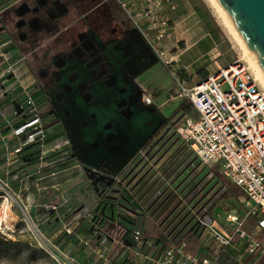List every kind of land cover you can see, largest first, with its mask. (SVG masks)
Returning <instances> with one entry per match:
<instances>
[{
    "label": "flooded vegetation",
    "instance_id": "af4514ba",
    "mask_svg": "<svg viewBox=\"0 0 264 264\" xmlns=\"http://www.w3.org/2000/svg\"><path fill=\"white\" fill-rule=\"evenodd\" d=\"M130 20L117 0H0V38L10 39L23 60L41 117L67 137V163H77L85 178L87 169L107 177L87 178L104 196L145 181L157 209L170 196L150 192L158 173L125 166L144 127L151 131L159 122L156 108L143 104L139 83L158 58Z\"/></svg>",
    "mask_w": 264,
    "mask_h": 264
},
{
    "label": "built area",
    "instance_id": "2783aa9c",
    "mask_svg": "<svg viewBox=\"0 0 264 264\" xmlns=\"http://www.w3.org/2000/svg\"><path fill=\"white\" fill-rule=\"evenodd\" d=\"M117 2L150 43L158 61L171 69L173 58L168 56L162 42L169 29L167 21H157L160 22V29L157 36L150 40L134 20L128 7L129 3L126 0ZM165 4H169L171 9L177 7L174 0L154 1L155 8H162ZM144 15L155 20L158 17L150 7L144 10ZM170 73L175 76L178 86L182 89L177 94L178 97L192 102L197 114L196 118L183 119L173 128V132L190 148L200 163L206 168L218 167L221 174L239 188L243 193L245 212L239 216L228 213L224 227H220L207 215V208L196 215V223L204 232L201 240L206 242V249L200 246L204 255L186 250L185 242L179 246L157 245L155 240L145 239L139 229L129 234L128 240L133 245L128 247L127 241L120 239L118 242L109 237L107 232L110 224L116 226V223L110 220L103 229H96L100 231L101 236L105 234L114 244L123 246L126 250L122 255L132 258L134 264H219L226 250L235 244L237 238L239 241L248 242L244 253L240 255L241 258L246 256L244 261L258 252L261 256L264 255V248L257 237L258 234L264 233V92L255 80L253 72L248 70L241 60L220 68L218 73L190 89L184 86L176 72L170 70ZM12 94L15 95L11 103L13 108V102L16 101L23 113L17 116L14 108L13 114L6 117L0 108V140L6 141V138L2 137V130L6 129L16 142L12 151L14 155L7 159L8 167L10 162L25 159L26 154L32 150L38 152L41 163L58 154L66 155L68 140L58 139L48 143L51 130L46 127L47 122L41 117L31 77L23 60L16 55L11 40L0 38V104ZM142 101L146 105L154 104L146 89L143 91ZM21 120L23 123L19 124ZM41 163L34 167V174L26 173L23 178L26 180L40 176L44 168ZM11 178L20 180L19 175L11 174ZM0 183L4 184L5 194L9 195L12 191L9 185L1 179ZM5 194L0 196V199H3L0 209V233L8 238V233L15 232L14 226L8 224L15 221V214ZM5 206L8 207L7 212H4ZM251 218L255 219L256 226L253 232L249 233L245 226ZM64 235L71 238L75 236V231L66 227ZM34 241L41 248L51 249L54 255H62L67 261L63 264H83L78 262L74 252L42 237L40 233L34 234ZM85 245L91 247L90 242ZM258 261L259 258L249 264H259Z\"/></svg>",
    "mask_w": 264,
    "mask_h": 264
},
{
    "label": "rangeland",
    "instance_id": "374dc122",
    "mask_svg": "<svg viewBox=\"0 0 264 264\" xmlns=\"http://www.w3.org/2000/svg\"><path fill=\"white\" fill-rule=\"evenodd\" d=\"M126 1L129 3L128 7L131 10L133 9V3L134 2L138 3L139 0H126ZM175 2L178 4V6L175 9H173L171 13L177 12L180 15L183 13L188 15L195 12L194 11L195 7L209 11L213 16L216 25L219 26L220 28L219 49L221 56H223L227 61L226 64L231 65L234 64L235 61L241 60L248 68V70H251L253 72V70L249 67V64L245 63V60L243 61L242 59V57L244 56L241 47L235 40L232 39V37L229 35L225 27L221 24L219 18L217 17L215 11H213V8L210 6L208 0H175ZM133 16H134V20L143 29L144 33L148 36V38L150 40H153L154 38L149 33L148 28H146L144 25H141L142 24L141 17L136 16V14H134ZM193 16L196 17L197 15L195 14ZM196 18L200 20L198 16ZM130 23L135 26L132 19L130 20ZM139 32L141 33V31ZM139 83L143 88L147 89L148 94L152 98V101L154 103L153 106L156 108V111L158 112L159 121L163 116L170 117L174 115L180 102L183 99L177 97L178 96L177 94L181 92L182 89L181 87L178 86L175 76H173L172 73H170L167 66H165L161 61H158L157 64H155L154 66L146 70V72H144V75H142V77L139 78ZM260 88L264 92V89L262 88L261 85ZM0 108L4 116L6 117H9V115L13 114L14 112V108L11 103L3 104V106H1ZM179 115L180 114H177L176 117H178ZM158 123H155V125H157ZM46 127L51 130V133H55L56 129L55 130L53 129V126L50 124V122H47ZM146 129L147 128H145L142 134H145ZM148 130H150L149 127ZM56 134L58 133H55V135ZM154 152L155 150L152 151L150 155H148V151L140 152L138 150L133 155L132 158L130 157L131 160L127 161L125 166L127 165L128 169H132V167L135 166V164H138L140 162L141 165L139 166V169H141L144 165L147 164V162H149L150 157L154 154ZM67 158L68 156L66 155L58 154L57 156L55 155L49 158L51 159V160L48 159L49 161L47 160L42 163L40 162L41 165L44 167L43 168L44 171L37 178H40L41 176L42 177L48 176L50 175L49 173L51 171L56 169L62 172L57 174L55 177L43 178L41 182L38 183H36V180L34 179L30 181L29 179L25 180L23 177H21V179L17 181L19 184L9 185V187L12 188V191L10 192L9 195L5 194L4 191L5 186L4 184L0 183V196H3L5 194L8 197L9 204L10 206L12 205L13 212L15 214V221L8 222V224L14 226L15 232L8 233L9 236L8 238H6L5 236H3V234L0 233V264L67 263L66 259L62 255L60 254L54 255V252L51 249L45 247L41 248L34 241V234H39L38 231L39 229L40 230L43 229V231H46V229L44 230V228L47 225L46 220L48 219V216L45 215L44 213L45 211L44 207L39 206L37 189H41L44 191L47 189V187H50L52 184L54 183L55 185L57 184V188H58V190H56L57 195L56 196L54 195V197L51 195V197H53L54 199L52 200V205H50V210L58 207L57 211L60 213V216L64 218L62 221V225L71 220L72 227L73 225L83 224L84 227L87 228V230L91 226L92 231L97 227H99L97 226V218L93 217L94 214L91 211H89V209L91 208V204L94 201L93 194L87 192V195L85 194L84 197L81 196V194H78V192L76 193L78 189L85 187L86 185H88L89 188L87 189L85 188L84 192H86L89 189L93 190V188L91 187L89 181H87V178H85L82 169L79 166H77V163L75 162L67 163L68 161ZM153 163L154 162L150 163L147 166V168H145V172L151 171V173H153L155 171L154 169L149 170L150 169L149 167H153L154 165ZM25 170L29 173H35L33 166H28L27 169ZM138 182L139 181L136 180L134 181L133 184H137ZM142 183H140V185L136 187V190H138L139 188H141V186H143ZM178 183L176 184L178 185ZM37 184L38 186H36ZM168 184L169 183H167L165 186H167ZM105 193H107L106 195L111 194L113 197H116L115 196L116 194L112 193L111 191ZM63 197L64 199H66L67 197L71 199H69L68 202L64 203L65 201L62 200ZM242 201L244 202L243 198ZM2 204H3V199H0V209ZM19 206H21V208ZM14 208H17L19 210L20 215L16 214ZM244 212L245 209H243V207H241L240 205L232 201H224L216 207V210L214 211V215L216 216V223L220 227H224L226 224L224 223V220L228 213H235L239 216L240 214L241 215L244 214ZM128 216L131 217L130 214ZM37 224H42L38 227L39 229L36 226ZM62 225H61V233H63ZM136 225L141 229H143L145 233L150 234L152 236L158 235L159 239L162 240L164 239L163 235L160 233L161 231L159 230L158 226L156 225L154 220L151 219L149 216L148 217L139 216ZM250 226L251 223L249 222L248 228ZM107 233L109 237H111L112 239L118 242L121 239L120 238L121 230L119 226L116 228H112L111 230H109L108 228ZM15 244H17L18 246ZM117 244L118 243H115V245ZM247 244H248L247 241H239V238H237L235 240V244L233 245V248L232 249L228 248L229 250L227 249L225 257L221 259V263L245 264L244 259L246 256L241 258L240 255L244 253ZM78 262H80V260Z\"/></svg>",
    "mask_w": 264,
    "mask_h": 264
},
{
    "label": "trees",
    "instance_id": "16d2710c",
    "mask_svg": "<svg viewBox=\"0 0 264 264\" xmlns=\"http://www.w3.org/2000/svg\"><path fill=\"white\" fill-rule=\"evenodd\" d=\"M197 16L200 18L203 26L212 36L213 40L217 43L220 42L219 26L216 25L215 20L211 13L201 8L195 7ZM158 61L153 59L148 62L144 70L141 71L142 75L146 70L157 64ZM208 78V77H207ZM206 78V79H207ZM205 81V80H204ZM12 96L6 100L5 104L12 103ZM3 106V105H2ZM177 114H180L178 117ZM197 114L193 107L192 102L183 100L180 102L174 115L170 117L163 116L154 130H148V125L144 127L143 131L146 129L143 138L139 141L137 147L138 150L148 151V155L155 150L154 154L150 157L149 162L138 170V173L145 171L147 166L154 162L153 167H149V170H155L158 173V180L154 184H149V190L152 194L160 191H164L165 194H170L166 198V202L156 208V203H153L151 199L148 198L147 191L144 192L146 186H141L138 190L136 187L140 185L133 184L134 181L125 185L122 190H120V201L125 202L127 209L112 217L111 202L103 194L96 195L98 198V205L91 211L97 218V226L103 229L107 221H113L115 224L111 223L109 230L119 226L121 230L120 238L123 241L128 240V236L133 230L137 229L136 220L139 216L150 217L154 219L155 223L159 225L164 239H157V245L166 244L167 246H179L180 243H186V250L195 254L200 252V241L203 236V231L198 227L196 223V215L201 213L204 209L208 210V216L216 221V216L214 211L216 207L224 201H232L245 209L242 203L243 193L234 186L224 175L221 174L218 167L206 168L194 153L188 148L185 143L173 132V128L179 124L183 119L194 117ZM22 124L23 121H19ZM150 131V132H149ZM59 136H64L62 133L56 134L50 140H55ZM36 156V163H40L38 152L32 151L27 153L25 159H22V164H24V169L31 164L33 157ZM32 159V160H31ZM138 168L141 165L138 164ZM151 172V171H148ZM186 174V175H185ZM179 181V183H178ZM169 183L167 186H165ZM178 183V185L176 184ZM165 186V187H164ZM144 192V193H143ZM50 192H43V203H48V195ZM171 201V202H170ZM165 205V211L163 207ZM17 214L19 210L15 208ZM135 214L136 219L129 217V214ZM128 214V215H127ZM249 222L251 226H249ZM256 222L255 219L251 218L248 220L245 229L252 232ZM144 235V230L141 229ZM190 239V240H188ZM188 240V241H187ZM259 240L262 248H264V233L259 235ZM58 240L56 243L58 244ZM17 245V244H15ZM94 246L95 243H93ZM18 246V245H17ZM64 248V245L62 246ZM126 249L121 245H114L110 253V260L118 263L120 255ZM259 258V264H264V255L258 252L255 255L249 256L245 263L250 262ZM119 264H134L132 258L127 257L124 261Z\"/></svg>",
    "mask_w": 264,
    "mask_h": 264
},
{
    "label": "crops",
    "instance_id": "0c3cea01",
    "mask_svg": "<svg viewBox=\"0 0 264 264\" xmlns=\"http://www.w3.org/2000/svg\"><path fill=\"white\" fill-rule=\"evenodd\" d=\"M154 1H157V0H139L138 3L134 2L133 9H131L130 12L133 13V15L136 14V16L141 17V23H142L141 25H144L146 28H148V31L153 38L157 36L158 31L160 29V22H157V21L159 19L167 21L169 29L162 42H163V48L168 54V56L173 58V64L171 66V69L169 67L167 68L169 69V71L172 70L173 72L177 73L179 78L183 81L185 87L190 89L200 84L207 77L218 73L220 68H223L224 66L227 65L226 64L227 61L225 60L223 56H221V53H220V49H219L220 42L217 43L216 41H214L212 36L206 30L205 26H203L201 24V21L196 18L197 16L196 17L193 16L195 14L197 15L195 10H194L195 12H193L192 14L187 15L183 13L180 15L177 12L171 13L173 8L171 9V6L169 4H165L162 8H155ZM176 6H178L177 3H176ZM147 7L153 8L154 15L155 14L158 15L156 20L154 18L145 17L144 10ZM142 89H146V88L142 87ZM11 96H12L11 100H13L15 98V95L14 94L9 95L8 98ZM8 98H6L0 104V107L6 103V100ZM54 130H55V133H62L56 127L54 128ZM55 133H51L49 135L48 143H51L58 139L68 140L66 136H59L55 138V140H50L51 138H53ZM2 137L6 138V141L0 140V179L3 181V183H6L8 185L19 184L16 180H13L11 178V174L19 175L21 179L23 175H26V173H29V172L25 170L27 168L24 169V164H22V160L20 162H10V165L8 167L7 159H9L10 157L14 155L12 151L14 147L16 146V142L14 138H12L9 135V132L6 129L2 130ZM32 151H29L28 153L30 154V152ZM61 172L62 171H58V169H56V170L51 171L49 173L50 175L48 176L43 175L44 177L41 176L40 178H37L38 176L29 177V180L32 181L34 179L36 180V183H38V182H41L43 178L55 177L57 174ZM30 174H34V173H30ZM36 186H38V184ZM85 188L87 189L89 188V186L86 185L85 187L78 189L76 193L78 192V194H81V196H84V197H85V194L87 195V192L93 194L94 201L91 204V208L89 209V211H92L98 205L99 197L96 195V192L93 191L94 189L93 190L89 189L86 192H84ZM10 189L12 190V188ZM37 190H38L39 206L44 207L45 209L44 213L45 215L48 216V219L46 220L47 225L45 226V228L43 227L44 230L46 229V231H43V229L40 230L38 228L42 224L36 225L42 237L44 236L47 239L54 241L55 243H56V240L59 239L58 244L61 247L64 245V249H68L72 251V253L74 252V254L78 257L80 262H82L83 264H119L121 261H124L123 259H126V256L122 254L120 255V259L118 263H115L113 260L109 259L110 258L109 255L115 244L113 243V241H111L108 238L107 235L103 234V236H101L99 234L100 231L98 229H94L92 231L91 229L92 227L90 226V228H88L87 230V228L84 227L83 224L73 225L72 227L71 220L62 225V221L64 218L61 217L60 213L57 211L58 207L50 210V205H52V200L54 199L53 197L54 195L55 196L57 195L56 193V190H58L57 184L56 185L55 183L52 184L50 187H47V189L44 191L41 189H37ZM45 191L50 192L49 194H47L48 203H43L44 202L43 192ZM51 195L53 197H51ZM69 199L71 198L69 197H67L66 199H64V197L62 198V200L65 201L64 203L68 202ZM17 215H20V213ZM131 216H133L131 217L132 219H136L137 217L135 214H131ZM61 225L63 228V231H62L63 233H61ZM157 226L159 230L161 231L159 225ZM255 226L253 230L255 229ZM66 227H71L72 230L74 229L75 236L71 238L66 237L64 235V230ZM137 229L140 230V227H138ZM252 232H249V233H252ZM160 233L162 234V232ZM144 235H145L144 236L145 239H149V238L153 239L156 241V244H157V239H159L158 235L152 236L145 232H144ZM257 237H259V234ZM86 242H90L91 247L90 246L87 247L85 245ZM93 243H95L96 246H94ZM160 245L164 246L166 244H160ZM199 245L202 246L204 250L206 249L204 246L206 245V242H203V240H201ZM232 248L233 246L229 247V249H232ZM200 250L204 253V251L201 248ZM223 257H225V255ZM219 264H223V263H221L220 261Z\"/></svg>",
    "mask_w": 264,
    "mask_h": 264
},
{
    "label": "water",
    "instance_id": "95a60500",
    "mask_svg": "<svg viewBox=\"0 0 264 264\" xmlns=\"http://www.w3.org/2000/svg\"><path fill=\"white\" fill-rule=\"evenodd\" d=\"M222 8L227 12L232 24H234L247 44L248 48L253 55H255L260 67L264 70V0H218ZM12 78V76H9ZM16 109V115L20 116L23 113V109L18 102H13ZM87 178L97 182H104L108 178L105 176H99L91 170H86ZM97 184V183H95ZM116 197L107 195L108 201H112L111 209H115L116 215L127 209L125 202L120 201V190L113 191ZM131 214V213H130ZM115 212H112V217ZM111 241H113L110 238ZM126 245L132 247V242L126 240ZM114 242V241H113Z\"/></svg>",
    "mask_w": 264,
    "mask_h": 264
},
{
    "label": "bare ground",
    "instance_id": "6f19581e",
    "mask_svg": "<svg viewBox=\"0 0 264 264\" xmlns=\"http://www.w3.org/2000/svg\"><path fill=\"white\" fill-rule=\"evenodd\" d=\"M210 6L215 11L217 17L221 24L225 27L229 35L235 40L243 51L242 59L245 60V63L249 64V67L253 70L255 80L262 86L264 89V70L261 69L255 55L252 54L250 48H248L245 41L240 36L236 26L232 24L227 12L222 8L218 0H208ZM4 212L8 211V207H4Z\"/></svg>",
    "mask_w": 264,
    "mask_h": 264
}]
</instances>
